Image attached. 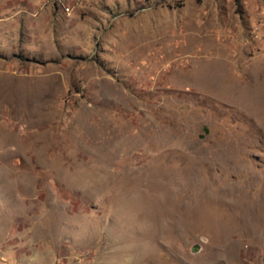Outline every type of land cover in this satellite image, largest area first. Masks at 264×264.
<instances>
[{
  "label": "rangeland",
  "instance_id": "obj_1",
  "mask_svg": "<svg viewBox=\"0 0 264 264\" xmlns=\"http://www.w3.org/2000/svg\"><path fill=\"white\" fill-rule=\"evenodd\" d=\"M0 264H264V0H0Z\"/></svg>",
  "mask_w": 264,
  "mask_h": 264
},
{
  "label": "bare ground",
  "instance_id": "obj_2",
  "mask_svg": "<svg viewBox=\"0 0 264 264\" xmlns=\"http://www.w3.org/2000/svg\"><path fill=\"white\" fill-rule=\"evenodd\" d=\"M221 145H219V148H216L217 149V151H218V154H220L221 155V153L223 152L222 151V148H224V147H220ZM234 163V165H233V169L234 170H244V168H242L236 161L235 162H233ZM245 210H250V208L248 207V208H245ZM242 219H245L246 218V216H244V215H242V217H241ZM253 218V214H251L249 217H248V219H252Z\"/></svg>",
  "mask_w": 264,
  "mask_h": 264
}]
</instances>
